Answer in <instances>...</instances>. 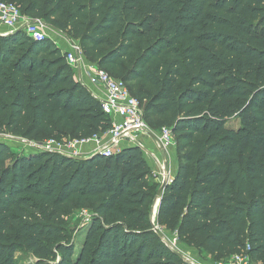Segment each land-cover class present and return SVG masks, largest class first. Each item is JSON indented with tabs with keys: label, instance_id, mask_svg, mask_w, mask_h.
<instances>
[{
	"label": "trees",
	"instance_id": "1",
	"mask_svg": "<svg viewBox=\"0 0 264 264\" xmlns=\"http://www.w3.org/2000/svg\"><path fill=\"white\" fill-rule=\"evenodd\" d=\"M78 40L123 81L148 126L169 127L177 170L155 216L213 261L264 264V0H0ZM112 120L49 38L0 35V132L87 139ZM157 129V130H156ZM138 146L77 159L0 141V264H190L153 230L157 191ZM87 209L79 247L68 216Z\"/></svg>",
	"mask_w": 264,
	"mask_h": 264
},
{
	"label": "built area",
	"instance_id": "2",
	"mask_svg": "<svg viewBox=\"0 0 264 264\" xmlns=\"http://www.w3.org/2000/svg\"><path fill=\"white\" fill-rule=\"evenodd\" d=\"M43 20L22 15L15 3L0 1V24L7 31L0 35H7L13 29H22L28 37L40 40L46 38L42 30ZM69 49L64 50L65 60L73 70L75 79L83 85L90 94L101 102L102 110L112 120V127L103 134H94L87 139H46L42 142L27 140L31 149L53 151L68 157H83L80 146L95 143L96 147L90 154L96 152L110 155L120 150L124 145H136L144 154H149L163 174L166 167L164 160L158 159L146 146L144 139L156 136L159 149L167 151L174 147V137L169 127H162L158 132L152 130L143 118V111L139 101L129 92L126 84L111 76L107 71L88 62L82 52L78 40L67 38ZM92 87H98L100 91H94ZM104 137H107L104 140ZM166 172V169H165ZM167 174V172H166ZM164 179L170 181L165 175ZM86 210V209H85ZM90 215V214H89ZM91 216V215H90ZM89 216V217H90ZM234 254L217 264H250L247 250Z\"/></svg>",
	"mask_w": 264,
	"mask_h": 264
},
{
	"label": "rangeland",
	"instance_id": "3",
	"mask_svg": "<svg viewBox=\"0 0 264 264\" xmlns=\"http://www.w3.org/2000/svg\"><path fill=\"white\" fill-rule=\"evenodd\" d=\"M155 132H158V131H155ZM0 141L4 142L6 145H8L10 147V149L12 151H14L15 153H25V152H28L29 149H31L30 146L28 145V143L26 142L27 141L26 138H23L20 136H15V135H12L8 132H0ZM173 148L174 147H172L171 149H168V150L172 151ZM157 150H158V148H157ZM158 151H160V150H158ZM161 154H162V156L158 155V157H160L162 160H164L166 162V167H165L166 172H167L166 175L169 176L171 174L172 165H173L174 161L176 160V157L175 158L172 157L170 154V151H168L166 153V157H165L166 159L163 158L164 156H163L162 151H161ZM146 157L148 159L147 161H148V164L150 165V167L152 169L153 174L157 173V172L160 174L159 167L156 164V162L152 159V156L147 154ZM162 170H163V168H162ZM162 177H165V176L162 175ZM154 181L157 185V191L155 192V194L151 197V199L149 201V204H148L149 210L152 208V206H154V208H155L157 205V202L155 204V200L157 198L156 195H157L158 190H159L160 185H161V181L159 179L155 178ZM89 214H90V211L87 209L86 210L85 209H75L68 216L69 231L71 234V240L76 244L77 247H79V245L82 243V241L84 239L85 225H86V221L88 220V218L90 216ZM161 228H162V232H163L164 237H165V242L172 249L177 250L178 252L182 253L184 256H186L191 261H193L197 264H217L218 261H213L211 256L208 253H206L205 251L198 253V251L195 250L194 248H192V246H189L185 242L178 239V237L175 233H172L168 230H165L163 227H161ZM15 258H16V264H38L34 255L32 253L24 250V249L18 250L15 254ZM250 264H259V263L253 261Z\"/></svg>",
	"mask_w": 264,
	"mask_h": 264
},
{
	"label": "crops",
	"instance_id": "4",
	"mask_svg": "<svg viewBox=\"0 0 264 264\" xmlns=\"http://www.w3.org/2000/svg\"><path fill=\"white\" fill-rule=\"evenodd\" d=\"M42 23H43L42 30H43L44 35L46 36V38H49L62 51L69 49V44L67 43V40H66L68 37L65 35V33L63 31L54 28L53 26L49 25L48 23H46L44 21ZM5 31H7L6 28L3 25L0 24V33H3ZM74 78H75V76H74ZM92 89L94 91H96V90L100 91V89L98 87L97 88L96 87H92ZM106 139H107V137H104V140H106ZM156 140H157L156 136H154L153 138H148L147 137V138L144 139L146 146L150 149L151 152L153 151L152 153H154V155L158 159H161L160 157H158V155L162 156L161 151H162L163 156H164L163 158L166 157V153L168 151H170V154H171L172 157H174V158L176 157V151H175L174 148H173L172 151L171 150L163 151V150L159 149V147H158V145L156 143ZM95 147H96L95 143H88V144L81 145L80 149L83 152V157H88L89 156L88 154H90V152L93 151ZM157 148L160 151H158ZM144 156H145V159L148 160L147 157H146L147 155L144 154ZM175 161H174V163L172 165L171 174L169 176L167 175V178H169V179H172L174 177L175 173H176L177 162H175ZM154 174H155L156 178L159 179L161 181V183H162V181L164 180V177H162V175L159 174L158 172L154 173Z\"/></svg>",
	"mask_w": 264,
	"mask_h": 264
},
{
	"label": "water",
	"instance_id": "5",
	"mask_svg": "<svg viewBox=\"0 0 264 264\" xmlns=\"http://www.w3.org/2000/svg\"><path fill=\"white\" fill-rule=\"evenodd\" d=\"M17 30H20V29H13V30H11L10 31V33H13V32H15V31H17ZM9 33V34H10ZM156 139L158 140V142H159V144L161 145V142L159 141V139L156 137ZM134 146H136V145H134ZM96 153H98V152H96ZM95 154V153H94ZM85 157H79L78 159H84ZM169 181H167L166 179H164L163 181H162V183H161V185H160V188H159V190H158V193H157V195H156V199L158 200V202H157V205H156V207L154 208V206H152V208H151V214H150V220H151V224H152V226H153V230L157 233V235L159 236V237H161L164 241H165V237H164V234H163V232H162V230L155 224V216H156V214H157V210H158V206H159V203H160V200H161V194H162V191H163V188H164V186L166 185V183H168ZM154 205V204H153ZM172 249V248H171ZM174 250V249H173ZM174 252L179 256V257H181L184 261H186L187 263H190V264H197V263H195V262H193V261H191L189 258H187L186 256H184L182 253H180V252H178L177 250H174Z\"/></svg>",
	"mask_w": 264,
	"mask_h": 264
},
{
	"label": "bare ground",
	"instance_id": "6",
	"mask_svg": "<svg viewBox=\"0 0 264 264\" xmlns=\"http://www.w3.org/2000/svg\"><path fill=\"white\" fill-rule=\"evenodd\" d=\"M165 173V174H164ZM163 174H164V176L166 175V172H165V167H163ZM156 202H158V200L156 199L155 200V204H156Z\"/></svg>",
	"mask_w": 264,
	"mask_h": 264
}]
</instances>
